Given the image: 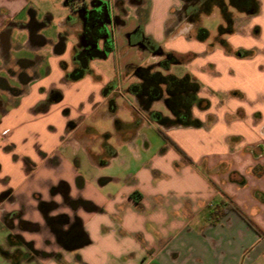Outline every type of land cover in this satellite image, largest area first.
<instances>
[{
    "label": "crops",
    "instance_id": "1",
    "mask_svg": "<svg viewBox=\"0 0 264 264\" xmlns=\"http://www.w3.org/2000/svg\"><path fill=\"white\" fill-rule=\"evenodd\" d=\"M53 1L62 11L0 0V248L10 254L0 264H264V0L250 13L228 4L233 32L218 27L212 44L210 33L197 38L201 20L185 19L191 33L168 39L169 22H182L173 13L183 0H143L147 13L134 14L136 26L164 51L190 55L170 72L196 76L198 95L210 101L208 109H192L202 126L161 128L168 139L150 117L154 110L171 116L165 100L132 95L131 73L111 85L94 59L83 78L68 77L74 63L65 62L78 44L69 38L79 41L81 25L68 24L67 0ZM124 18L112 50L96 59L117 51L121 35L131 44L130 10ZM32 21L43 25L32 30ZM52 22L68 31L60 48L63 33L44 31ZM162 36L163 46L155 38ZM137 46L155 58L148 65L161 59ZM53 91L62 97L50 103ZM102 118H112L113 129L102 130ZM41 202L58 207L46 214ZM220 206L229 209L213 222ZM17 211L41 229L8 224ZM76 220L80 243L60 242ZM14 234L47 255L13 256Z\"/></svg>",
    "mask_w": 264,
    "mask_h": 264
},
{
    "label": "flooded vegetation",
    "instance_id": "2",
    "mask_svg": "<svg viewBox=\"0 0 264 264\" xmlns=\"http://www.w3.org/2000/svg\"><path fill=\"white\" fill-rule=\"evenodd\" d=\"M251 3V4H250ZM66 4L70 6L73 14L67 18L68 24L73 25L79 23L81 25V31L79 33V41L75 47L73 54L74 68L68 74L71 77L72 74L79 71L90 72L91 62L103 57L106 53H109L114 45L113 31L117 29L121 24L126 23L125 16L128 15L129 7L131 4L136 5V12L141 13L140 6L143 4V0H115V11H112L110 0H67ZM229 1L227 0H183V5L177 15L180 19H188L193 22H198L204 15H210L212 10L217 7L224 18L223 8L227 9ZM240 6L244 7L243 12L250 13L254 10V2L252 0H245L241 2ZM241 9V7H239ZM226 12H229L226 10ZM180 14V15H179ZM42 23L32 21L30 26L32 30L38 29L42 26ZM138 28H141L138 26ZM131 34H129V37ZM62 40L58 44V48L64 45L65 35H61ZM36 40L39 38L34 36ZM150 39L143 37L139 41V45L148 47L150 45ZM36 75V73L34 74ZM63 192H67V186L64 184L60 187ZM4 195H7L5 193ZM40 207L43 212L48 214L52 208H57L56 203L47 204L41 202ZM22 212L17 211L7 216L8 223L12 225L15 220H18V226L23 229H36L40 230L39 225L22 220ZM54 224V223H53ZM55 227V225H52ZM83 238L81 232V226L79 220H76L67 231L60 233L59 241L74 246L80 243ZM10 239L17 246L15 251L16 257L24 258H36L39 256H46L47 253L44 250H39L34 247V243L26 242L24 237L18 234L10 236ZM0 255L8 258L9 253L0 248Z\"/></svg>",
    "mask_w": 264,
    "mask_h": 264
},
{
    "label": "trees",
    "instance_id": "3",
    "mask_svg": "<svg viewBox=\"0 0 264 264\" xmlns=\"http://www.w3.org/2000/svg\"><path fill=\"white\" fill-rule=\"evenodd\" d=\"M229 4L240 10L244 7L240 6L241 2L245 0H228ZM254 4H257L256 0H252ZM251 4V3H250ZM241 7V9L239 8ZM256 6L254 10L256 11ZM229 8H223L224 19L226 25L219 26V32L232 33L233 32V14ZM209 33L201 28L198 31L197 38L199 40L207 39ZM151 43L148 44V48L156 55L161 56V59L157 64L153 65H137L130 64L127 66V72L135 76L136 81L129 85V92L135 96H145L150 101L165 100L166 106L171 113V116H166L164 113L158 110H154L150 113L151 119L158 125L160 132L164 138L168 137L161 128L172 126H192L200 127L202 122L193 115L192 109L194 106L201 110L208 109L210 107V101L206 98H202L198 95L202 84L196 76L190 73L184 75H177L170 72L171 67L178 64L187 63L191 58L188 54H180L175 51H164L161 46L154 43L150 39ZM86 71H79L72 74L70 77L73 80H79L84 77ZM110 87L106 88L107 91ZM237 95V92H231ZM62 97L61 92L53 91L49 96V102L59 101ZM221 211L218 210L211 213L212 221H219L228 211V206H220ZM219 208V209H220Z\"/></svg>",
    "mask_w": 264,
    "mask_h": 264
},
{
    "label": "rangeland",
    "instance_id": "4",
    "mask_svg": "<svg viewBox=\"0 0 264 264\" xmlns=\"http://www.w3.org/2000/svg\"><path fill=\"white\" fill-rule=\"evenodd\" d=\"M33 3L36 5L37 8H40L42 10V12H46V11H50L52 12H59L62 11V6H58L55 4V1L53 0H32ZM113 1V0H112ZM171 2V1H170ZM179 2V1H178ZM114 3V2H113ZM129 10L131 12L132 15V21L130 20L129 25L127 26L129 28V30H131V32L129 34H131L130 36V45L125 44V40L124 35H121V41L123 42V44L118 45V43L116 44L117 47H119V49L116 51H112V53L110 54V56L108 58H104V59H95L92 62V65L94 68H96L100 74H102V78L104 79H109L112 83L111 85L116 86L118 82H122L125 80L126 75H128V72H126V66L130 65V64H137V65H148L151 64L155 61V58L152 56L151 52L148 50H141L139 49V47L137 46L139 44L140 39H142L144 37V34H146L144 28H138V26H136V18L134 17V14L137 15L136 12V5L131 4V6L129 7ZM175 9H172V11H174ZM147 13L146 8H142L141 9V14L140 17H144ZM177 13L174 12L173 16L174 18H176ZM45 18V16H44ZM171 19V18H170ZM173 20V19H172ZM46 21H48V18H46ZM181 23H179L178 21H170L168 24V39H172V38H177L180 35H183L184 33L186 34H190L191 33V29L190 28V24L188 22V20H183L181 19ZM201 21H202V28L203 30H206L208 33H210V38L208 40L209 44L214 43L216 40L214 39L215 36L218 35V27L219 25L223 22V17L221 16V13L219 11L218 8L214 9V11L212 10L210 15H205L201 17ZM48 25V24H47ZM192 27V26H191ZM128 30V31H129ZM157 29H155L154 33H157L156 31ZM45 33L49 36V37H54L56 36V34H58V32L63 33L65 36L68 35V31H63L60 29V27L58 26L57 22H52L50 24V27H46L45 28ZM159 32V31H158ZM155 36V35H154ZM147 38V37H145ZM156 39L159 40L158 43H160V45L163 46L164 44V36H162V38H158L155 37ZM69 42H75L77 43V38L73 37V38H69ZM216 43V42H215ZM72 59L73 56L69 55V58L67 59V62H65V64H71L72 63ZM157 59V58H156ZM64 64V62H62ZM177 68H182L183 66L181 65H176ZM89 80L93 81L94 76H89L88 77ZM132 81V80H131ZM125 85V84H124ZM69 96V95H68ZM130 109L124 110L121 113V117L126 119L127 117H129L130 115ZM98 126L100 128H102V130L104 131H109L111 129H113L114 127V122L112 118H102V120L98 121ZM154 135V134H153ZM155 138L156 135H154ZM0 261H2L0 259ZM3 262V261H2ZM6 264V263H4Z\"/></svg>",
    "mask_w": 264,
    "mask_h": 264
},
{
    "label": "water",
    "instance_id": "5",
    "mask_svg": "<svg viewBox=\"0 0 264 264\" xmlns=\"http://www.w3.org/2000/svg\"><path fill=\"white\" fill-rule=\"evenodd\" d=\"M85 243H87V242H85ZM85 243H84V244H85Z\"/></svg>",
    "mask_w": 264,
    "mask_h": 264
}]
</instances>
